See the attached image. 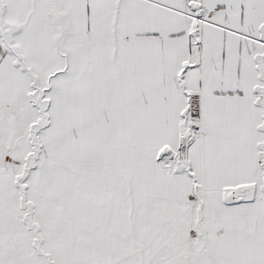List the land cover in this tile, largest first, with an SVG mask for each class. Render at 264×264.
<instances>
[{
	"label": "snow or ice",
	"instance_id": "1",
	"mask_svg": "<svg viewBox=\"0 0 264 264\" xmlns=\"http://www.w3.org/2000/svg\"><path fill=\"white\" fill-rule=\"evenodd\" d=\"M0 264H264V0H0Z\"/></svg>",
	"mask_w": 264,
	"mask_h": 264
}]
</instances>
